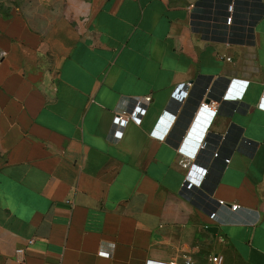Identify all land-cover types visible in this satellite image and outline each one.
<instances>
[{
    "label": "crops",
    "instance_id": "1",
    "mask_svg": "<svg viewBox=\"0 0 264 264\" xmlns=\"http://www.w3.org/2000/svg\"><path fill=\"white\" fill-rule=\"evenodd\" d=\"M0 49V264H264V0H0Z\"/></svg>",
    "mask_w": 264,
    "mask_h": 264
},
{
    "label": "built area",
    "instance_id": "2",
    "mask_svg": "<svg viewBox=\"0 0 264 264\" xmlns=\"http://www.w3.org/2000/svg\"><path fill=\"white\" fill-rule=\"evenodd\" d=\"M228 11L230 13L229 16H227L225 18V21L230 24L232 21H233V15H232V8H233V4H230L228 5ZM6 56V52L3 51L2 49H0V63L4 60ZM190 86L189 83H187V87ZM181 93H184V96L186 95L187 91L185 90L184 92L182 91ZM149 97H147V100ZM130 98H122L120 100V103H119V106L115 108V116H114V123H126L130 118H131V115L127 113V104L129 102ZM206 99H204L203 101L200 102V109L202 110H206L208 112H211V113H218L219 109L216 107V102L213 101V100H209V101H205ZM146 102V101H145ZM169 113L171 114H175V112H172V111H168ZM204 148V145H202L201 147V150ZM218 151H213L212 152V156L213 157H217L218 156ZM229 161V158H225L224 159V163H228ZM188 164V161L186 160H183V165H186ZM219 205L222 206L224 203L223 201H218ZM238 208L237 205H231V209L233 210H236ZM28 243H32V240H28ZM17 253H22L23 252V249L22 248H18L15 250ZM210 260L213 264H222V258L218 255H213L210 257ZM148 264H161V263H157V262H150Z\"/></svg>",
    "mask_w": 264,
    "mask_h": 264
},
{
    "label": "water",
    "instance_id": "3",
    "mask_svg": "<svg viewBox=\"0 0 264 264\" xmlns=\"http://www.w3.org/2000/svg\"><path fill=\"white\" fill-rule=\"evenodd\" d=\"M207 231L211 232L214 236L217 232V227L216 226H207L205 227Z\"/></svg>",
    "mask_w": 264,
    "mask_h": 264
}]
</instances>
